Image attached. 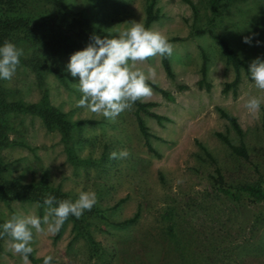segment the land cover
<instances>
[{"label": "rangeland", "instance_id": "rangeland-1", "mask_svg": "<svg viewBox=\"0 0 264 264\" xmlns=\"http://www.w3.org/2000/svg\"><path fill=\"white\" fill-rule=\"evenodd\" d=\"M190 1L196 18L182 0H156L154 8L160 18L149 26L166 35L174 45L173 54L168 57L174 78L164 74L160 56L137 65L146 74L154 69L155 77L148 82L170 96L165 98L153 90L152 97L143 102L152 104L146 111L168 120L157 123L140 114L152 152L138 131L133 107L115 122L75 107L81 93L73 84L79 78H73L66 66L76 51L61 52L54 60L53 64L64 73L63 84L48 73L39 87L32 70L23 65L11 81L0 80L7 102L35 104L45 91L49 105L64 113L69 121H87L72 134L74 158L70 160L59 132L47 131L36 115L8 112L4 117L6 140L12 143L0 150L3 178L20 184L43 180L73 201L80 191L93 190L98 197L94 208L103 211V218L87 219L86 230L97 252L91 253L86 241L74 236L71 221H66L55 235L36 234L33 230L34 258L51 255L52 264H173L180 252L184 264H264V204H236L215 190L210 178L214 175L213 166L198 147H204L223 172H238L239 161L214 136L222 133L234 145L242 141L251 159L264 169L260 161L264 156V92L256 89L241 69L236 95L231 91L221 93L224 83L232 80V69L206 33L192 34L207 28L208 0ZM29 2L27 16L31 25L41 22L44 14L60 11L70 19L71 14L77 13L114 37L129 28L132 21L143 23L146 0H62L60 6L56 0ZM210 28L226 40L247 69L255 58L264 59V0L221 1ZM46 32L45 26L36 27L33 45L20 40L18 45L24 49L21 58L35 54L53 59L49 49L40 42L37 46L39 37ZM252 34L256 35L250 46L243 38ZM257 40L261 42L259 46ZM89 43L80 44L85 48ZM200 50L207 57L208 92L196 85L200 79ZM181 85L186 89H177ZM253 96L262 100L258 116L244 107ZM216 108L236 119L241 139L219 117ZM123 149L130 152L129 158L109 159L111 152ZM14 214L42 218L44 206L0 199V226ZM135 214L133 223L116 225ZM9 239H0V264H22L20 256L8 250Z\"/></svg>", "mask_w": 264, "mask_h": 264}, {"label": "trees", "instance_id": "trees-1", "mask_svg": "<svg viewBox=\"0 0 264 264\" xmlns=\"http://www.w3.org/2000/svg\"><path fill=\"white\" fill-rule=\"evenodd\" d=\"M57 4L60 6L62 0H56ZM186 3L192 11L193 17L196 18V9L190 0H182ZM223 0H208V9L210 13V18L206 23V29L200 28L192 32L193 35L199 36L204 33L214 41L220 52L223 55L224 62L229 65L232 69V80L230 82L224 83L221 93L225 94L231 91L233 96L236 95L237 85L240 82V70L243 69L246 75H248L247 65L237 57L234 50L229 46L226 40L218 34H215L210 28L211 24L217 17V6ZM156 0H146L144 7V18L143 24L146 28L156 22L160 16L158 9H155ZM29 0H0V46H3L5 40L14 43L19 47L18 43L20 40H26L30 45H33L32 39L36 38L33 36V31L35 28L42 26L47 28L46 34H42L37 41L40 42L44 47L50 50V57L53 58L51 61L42 58L38 55L28 56L25 58H20V65L27 66L34 73V78L39 87L43 85V79L46 74H52L55 78L63 84L64 73L55 66L54 60L61 52L68 54L70 52L79 51L84 49L82 42H91L90 37L92 35H100L101 37L112 38L106 33L101 32L94 26V23L90 20L80 17L79 14H71V18L67 19L61 15L60 11L56 13L44 14L42 21L35 24H30L29 17L27 16V10L30 9ZM30 33V34H29ZM32 36V38L30 37ZM170 41H175L174 39ZM83 47V48H82ZM36 49V47L34 46ZM201 63L199 67L200 79L196 82L198 88L203 87L205 92L209 91L210 85L205 81L206 77V63L207 57L200 50ZM160 65L164 74L169 78L173 79L174 75L171 71L168 57H160ZM152 89L160 93L163 97L169 98L168 93L157 88L155 85L148 82ZM177 89L184 90L185 86H178ZM7 93L0 88V150L4 147L11 145L12 142H8L5 136L6 127L4 125V117L8 112H22L32 115H36L43 123L47 131L56 130L61 136V141L64 145V150L67 157L72 160V145L73 139L72 134L76 128L81 126L87 121L77 120L69 121L67 116L56 109L55 107L49 105L47 102V95L45 91H42L41 99L35 104H26L22 102H7L5 100ZM152 106L150 103H141L137 101L133 106V117L137 125L138 131L144 140V145L147 149L152 152L151 147L148 145L147 138L149 134L145 128L140 114H144L157 123L160 121H168L166 118L150 113L145 110L146 107ZM216 112L219 117L223 118L229 123L231 130L235 135L241 139L242 131L236 121V119L222 110L221 108H216ZM214 136L223 143L234 156L236 160L239 161L238 172L226 173L223 172L219 167L215 165V161L210 155V153L202 146L198 144L204 159L208 160L213 166V174L210 178L214 185V189L218 190L224 197L229 199L233 203H244L248 202L253 205L264 204V169H261L257 161L251 159V154L248 152L244 143L240 141L239 144H232L229 139L222 133H214ZM264 166V156L260 159ZM4 165L0 162V174L2 173ZM264 168V167H263ZM47 194H51L57 198V200L69 199L67 195L60 192L59 189L50 188L43 183V180L32 184H20L16 180H8L0 175V199L2 201L19 200L23 202H33L37 205L44 206L43 200ZM58 206V205H57ZM103 211L97 208H92L91 211H85L83 215L77 219L74 216H69L66 221H71L72 230L74 231L75 237H82L88 244V248L93 252H97L98 248L96 244L92 241L86 227L88 226L87 219L92 216L103 218ZM137 217V214L133 215L131 218H127L119 222L118 226H124L133 223ZM65 221V222H66ZM264 221V218H263ZM176 255V254H175ZM43 257L34 258L29 256L31 264H43ZM184 257L179 252L176 255V260L173 264H184ZM191 264H204L202 262H193Z\"/></svg>", "mask_w": 264, "mask_h": 264}, {"label": "clouds", "instance_id": "clouds-1", "mask_svg": "<svg viewBox=\"0 0 264 264\" xmlns=\"http://www.w3.org/2000/svg\"><path fill=\"white\" fill-rule=\"evenodd\" d=\"M130 27L119 31L114 37L92 35L90 43L82 50L71 54L66 70L78 83L73 86L81 93L75 107L115 122L123 112L129 111L137 101L143 103L153 95L148 80L155 77L154 69L146 74L137 65L156 56L171 57L174 45L166 35L152 28H146L141 22H130ZM256 34L245 36L243 42L252 45ZM256 41V46L260 45ZM24 49L5 40L0 46V80L11 81L20 66ZM248 76L256 89L264 92V59L260 57L251 61ZM262 100L250 97L244 107L250 114L257 115ZM127 149L113 151L109 159H127ZM98 203L95 191H80L78 198L57 200L47 194L43 200L44 215H12L3 223L0 239L9 237L7 248L14 255H19L22 264H31L29 256L34 249V232L36 234H57L69 216L79 219L85 211ZM58 205V206H57ZM53 256L46 255L43 264H52Z\"/></svg>", "mask_w": 264, "mask_h": 264}]
</instances>
